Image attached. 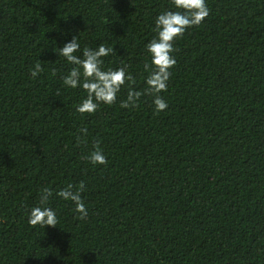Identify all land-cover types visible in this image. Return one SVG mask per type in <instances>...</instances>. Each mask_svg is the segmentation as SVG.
<instances>
[{
  "label": "trees",
  "instance_id": "16d2710c",
  "mask_svg": "<svg viewBox=\"0 0 264 264\" xmlns=\"http://www.w3.org/2000/svg\"><path fill=\"white\" fill-rule=\"evenodd\" d=\"M206 3L157 113L151 95L121 101L147 88L172 0H0V264H264V0ZM74 36L75 55L103 43L104 70L135 79L94 113L76 111L87 92L54 51ZM97 141L105 165L85 159ZM81 181L85 219L57 195ZM44 187L55 227L28 222Z\"/></svg>",
  "mask_w": 264,
  "mask_h": 264
},
{
  "label": "clouds",
  "instance_id": "9594fccd",
  "mask_svg": "<svg viewBox=\"0 0 264 264\" xmlns=\"http://www.w3.org/2000/svg\"><path fill=\"white\" fill-rule=\"evenodd\" d=\"M172 3L175 10H166L157 16L155 21L157 36L146 45L151 56V63H146L144 66L149 72L146 78L147 88L141 92L129 87L127 98L121 101V107H138L141 96L145 94L153 97L152 102L157 113L168 107L161 93L167 92L168 81L172 76L171 69L177 63L172 55L176 51L174 42L177 37L183 36L188 28L199 26L210 14L206 0H172ZM54 51L58 52L59 57H65L69 63L77 66L63 77V84L71 88L81 86L87 92V97L76 108V111L81 114L94 113L100 104H114L122 86L128 82L135 83L134 77L127 71V66L104 70L102 58L112 53L113 49L103 43L96 49L84 48L81 58L74 54L80 51V43L77 36H74L72 41L60 47L59 51L56 49ZM43 71L40 61H37L30 69L33 79ZM79 131L86 139L88 129L82 128ZM77 140L79 142L81 137L78 136ZM85 159L93 165H105L108 162L98 141L94 150ZM85 190L86 186L81 181L78 185L68 184L57 193L59 197L70 200L76 205L78 219H85L88 215L82 196ZM52 195L53 191L50 188L44 187L40 190V203L33 207L29 214L30 225L42 227L58 225L56 212L46 206Z\"/></svg>",
  "mask_w": 264,
  "mask_h": 264
}]
</instances>
